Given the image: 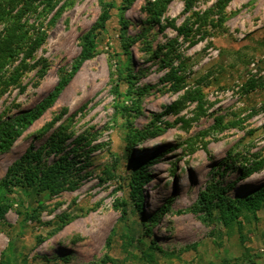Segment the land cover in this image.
Instances as JSON below:
<instances>
[{
    "label": "rangeland",
    "instance_id": "obj_1",
    "mask_svg": "<svg viewBox=\"0 0 264 264\" xmlns=\"http://www.w3.org/2000/svg\"><path fill=\"white\" fill-rule=\"evenodd\" d=\"M150 1L72 0L30 69L0 92L3 119L35 106L109 10L95 56L0 152V179L27 150L43 149L48 165L64 156L75 162L77 184L58 194L6 192L14 203L0 222V264H264V202L227 223L199 203L213 184L230 185L228 200L264 184V0H231L217 26L218 0H174L159 20ZM172 66L185 90L203 97L178 114L165 112L185 92L167 80ZM59 137L56 153L50 144ZM142 166L141 197L132 182ZM253 167L262 168L244 177Z\"/></svg>",
    "mask_w": 264,
    "mask_h": 264
},
{
    "label": "trees",
    "instance_id": "obj_2",
    "mask_svg": "<svg viewBox=\"0 0 264 264\" xmlns=\"http://www.w3.org/2000/svg\"><path fill=\"white\" fill-rule=\"evenodd\" d=\"M128 1L132 2V0ZM173 1H150V10L153 18L159 20V17ZM230 1L218 0L216 2L214 14L219 16V19L211 20L214 24L213 26L224 22L226 8ZM71 4L72 0H0V92H5L12 84L17 83L23 73L30 69L29 60L34 58L36 52L48 39L49 30L56 25L66 8ZM211 13H213L212 10L207 14ZM33 15H36V19L31 22L30 17ZM50 15L51 18L45 23L46 17ZM110 18L109 10H104L98 21L93 24L91 30L82 37L81 51L74 60L71 69L63 71L57 84L35 106L24 110L16 116H9L6 119L0 117V152L10 150L24 132L53 107L84 63L95 56L99 37L106 31V25ZM170 24L175 27L174 23ZM179 30L183 32L185 28L180 27ZM171 53L168 50L166 53L168 57L166 59L163 58L167 66L173 65V61L170 59ZM18 60H20V65L7 75L8 67ZM166 78L169 82H172V87L175 91L185 90V79L179 75V68L172 66ZM202 99L200 90L187 89L181 97L167 106L165 112L166 114H178L189 102H200ZM125 110L128 111L129 108L125 107ZM216 127L221 129L224 127L222 117H217ZM59 138L58 141L54 140L50 144V149L57 150L56 153L62 150L63 139ZM74 163V161H69L64 156L48 165L43 161V149L27 150L24 155L9 166L6 175L0 179V222L14 203V200L10 199L6 192H11L14 188H20L28 192L30 188L36 187L39 192L51 194L76 189L77 184L71 177V168H73ZM261 168L246 169L243 176H249L261 170ZM137 170L139 171V169ZM138 171L133 177L132 185L135 192L142 197L141 186L145 178H147V173H145L144 166ZM229 187L230 185L220 188L216 184L209 186L208 190L203 192L199 199L200 209L212 212L214 208H218L221 219L227 223L229 220H234L241 215L244 209L256 211L264 202V184L257 186L244 198L228 200L226 192ZM157 217L155 216V218ZM150 256V253H147V257L150 258ZM153 259L154 256L152 255L151 260ZM246 262L253 263L254 261L248 256Z\"/></svg>",
    "mask_w": 264,
    "mask_h": 264
}]
</instances>
